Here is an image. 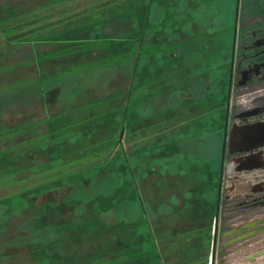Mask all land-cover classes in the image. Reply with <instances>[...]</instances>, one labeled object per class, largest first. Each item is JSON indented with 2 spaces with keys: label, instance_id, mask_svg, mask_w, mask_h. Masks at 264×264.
I'll return each instance as SVG.
<instances>
[{
  "label": "rangeland",
  "instance_id": "374dc122",
  "mask_svg": "<svg viewBox=\"0 0 264 264\" xmlns=\"http://www.w3.org/2000/svg\"><path fill=\"white\" fill-rule=\"evenodd\" d=\"M143 1L0 0V264H42L45 258L33 263L30 252L31 246L43 244L58 252L54 264H156L154 247L162 264H208L220 166L216 109H224L225 95L202 91L212 87L207 81L227 76L228 65L210 67L218 46L225 53L230 48L229 26H219L223 5L216 0H156V23L146 30L135 75L116 62L118 54L123 56L118 51L108 48L109 55L96 49L83 67L109 56L111 62L102 65L86 95L66 100L39 90L41 81L57 78L55 54L69 52H57L53 43H39L41 39L96 21L114 30L106 35H128L136 27L128 15L140 12ZM81 31L86 29L73 32ZM118 47L125 54L124 44ZM159 53L162 62H157ZM170 53L177 55L174 60ZM127 55L135 57V52ZM133 78V115L125 127L100 121L101 114L124 104ZM183 89L190 96L175 100L173 93ZM75 104L80 106L71 107ZM46 118L61 123L58 132L68 135L67 155L59 162L41 149V139L51 130ZM76 132L84 140L80 146L70 140ZM110 138L121 147L113 151L98 182L87 180L110 152ZM260 148L252 152H262V166L249 174L226 163L228 191L220 207L215 264H264ZM233 155L227 151L228 158ZM124 161L135 177L146 221L126 206L136 199L128 192ZM103 178L117 183L107 186ZM85 179V198L64 195L62 188ZM26 192L32 194L24 208L9 213L6 204L14 206ZM252 202L260 203L250 208ZM233 227L240 232L232 234Z\"/></svg>",
  "mask_w": 264,
  "mask_h": 264
},
{
  "label": "trees",
  "instance_id": "16d2710c",
  "mask_svg": "<svg viewBox=\"0 0 264 264\" xmlns=\"http://www.w3.org/2000/svg\"><path fill=\"white\" fill-rule=\"evenodd\" d=\"M216 1L220 2V5H223V7H226L225 6L226 0H216ZM155 2L156 0H144L143 3H145L146 5H143L140 12L138 10H135L134 12L129 13L128 16L129 17L132 16V17L129 18L128 20L135 22V26H136L135 31L130 32V34L128 35L127 33H125V35H122V37L115 38V37L106 35L105 32H107V34L108 32L114 33V30L107 28L109 24L104 25L105 23L100 24V23H97L96 21V23H89L87 25H83V27L75 29L77 32H79V30L81 29H86L85 32L81 31V33H77V32H73L75 30H71L69 28L70 32L56 33L54 34V36L41 39L39 43H53L57 48L56 50L57 52L69 50V52L65 54L64 53H62L61 55L55 54V57L53 59L54 65H53L52 70L56 74L57 78L53 79L52 81H46V80L44 82L41 81L39 83V90L41 94L44 95L45 92L49 90V92H55L57 96H59L60 98H62V96L65 97L66 100L76 99L78 98L77 96L86 95L87 90L92 89L93 85L96 83L97 75L102 72L100 71L102 70L101 68L102 65L108 64L109 62H111V59L109 58L110 56L101 58V60L97 58L98 59L97 62H94V63L91 62L88 64V66L83 67L84 65H82V63H84V61L89 59L92 55H95L94 50L96 49L97 50L100 49L101 51L103 50L109 55H110L109 49L113 51L115 50L118 51L123 56H120L118 54L117 57L115 58L116 62L118 60L119 65L125 66L126 69H128V72L130 74H133L134 72V75H135L137 73V66L140 63H142L141 61L142 48L145 45V42L147 41V38H148V34H146V30L156 23V19H154V14H153L154 8H155L154 6ZM233 2L234 0L232 1V4L229 7L231 14L233 11ZM110 19L111 18H109L108 21ZM130 24L134 25V23H130ZM132 25H130L131 29H132ZM136 32L138 33L133 34ZM29 42L30 41H28V43ZM30 43L34 44L35 42H30ZM228 43L230 45V39ZM119 44H124L125 54H124V51L123 52L120 51L118 47ZM127 50L130 53L135 52V57L131 55H127L128 53ZM161 55H162L161 53L157 55L156 57L158 59L157 62H162L161 58H165V57H162ZM44 56L42 60H45L47 58V56L45 57ZM110 66H115V64L111 63ZM134 81L135 79L133 78L132 83H130L129 85V90L125 97L124 104H121L120 108L113 112H110V113L104 112L103 114H101L99 116L100 121H104L105 124L109 122H114L116 123V125L119 126L120 130L122 127H125V125L129 121V118L131 117V115H133V112L132 111L130 112L129 109L132 104V98L134 94L132 93V91L134 90ZM60 82H62V84L65 85V89L59 86ZM225 82H226V79H225ZM57 86L61 87V90L58 89ZM77 105L79 104L71 105V107L77 106ZM46 123H49V125H51L50 126L51 130H49L47 137H45L44 139H41L43 140L41 149H44L46 151V155L48 156L50 160H52L53 162H56V161L59 162L65 157V155H67V153L64 152L63 147L65 143L64 141L68 139V135H63L58 132L59 131L58 128L63 127V126H60L61 123L56 124L52 122L49 118H46ZM109 126L113 127L111 124L108 125V127ZM93 127L95 126L92 125V127L89 130H91ZM75 134H77V132L72 134L73 137L70 140L73 141V146H80L79 144L84 142V140H80L78 136H74ZM116 140L117 139L115 138L114 139L110 138L107 144V146L112 147L110 152L108 153L105 159H102L101 162H99L98 170L88 173L87 180L92 179L93 182H98L100 180L99 176H101V173H103L105 165L109 161L113 151L115 150L116 147H119V146L121 147L119 141H116ZM70 152L71 151H69V153ZM1 154H4V152H2ZM18 155L19 154H15V156H18ZM123 163L125 164L124 177L128 181V183L131 185L130 187L128 186V192H131L133 194L134 200L136 199L134 203L133 201H131L130 204L126 203V206L129 205L130 208L132 207V209L134 210L133 212L134 215L135 213L140 212L141 214L140 213L139 214L141 218L144 221H146V214L143 210V205L141 203L139 191H138V188L135 182V177L130 171L131 169L129 168L128 163L126 161H124ZM103 180L104 178L102 179V181ZM85 182H86V179L82 182L80 181L77 183H73L68 188H62L64 195L67 197L76 196V197L85 198L86 196H84V194H86L87 192L84 187ZM103 182H106L105 184L107 186H110L111 183H117V181L115 180L114 182H112L111 180L108 181V179H105ZM40 190H43V189H40ZM30 194L32 193L26 192L24 194V198H22L23 200L21 199L20 201H15L16 204H14V206L6 204V209H9L8 212L16 213L17 210L24 208L26 204V200H27L26 197H28ZM216 194H217V191H216ZM216 194L214 195V197L216 196ZM215 204H216V201H215ZM1 214H5L6 216L9 215L6 212H1ZM148 231H150V229H148ZM149 237L154 247V241H153L151 233H149ZM53 248H54V245L52 244L50 245L43 244V247H39L38 245L31 246L32 252L30 253H32L33 263L39 262V261L42 262L43 257L45 258L43 260L45 264L58 263V260H59V257L57 256L58 252L54 250ZM154 251L157 257L156 264H162L159 254L155 247H154ZM71 257L76 259L74 256H71ZM62 258L63 257H61V259Z\"/></svg>",
  "mask_w": 264,
  "mask_h": 264
},
{
  "label": "flooded vegetation",
  "instance_id": "af4514ba",
  "mask_svg": "<svg viewBox=\"0 0 264 264\" xmlns=\"http://www.w3.org/2000/svg\"><path fill=\"white\" fill-rule=\"evenodd\" d=\"M232 1L226 0V7L221 10L224 12L223 23H219V26H229L228 29L231 32L229 51L225 53L222 51L223 46H218L216 52L219 54L215 57L214 64L210 66L212 69L221 70L223 66L228 65L226 82L225 80H219L217 76L216 79L206 82L212 87L210 89L205 87L202 92L205 94V92L213 90L215 94L224 93L225 95L224 109L222 107L216 109L219 112V125H221L217 130V135L220 138L219 165L221 164V144L224 131L226 130L224 172L229 171L226 163L236 160L234 161L233 169L249 174L255 170L254 167L261 166L256 162L258 159L248 164L237 160L246 154V152H242L243 149L249 148L253 150L255 146L264 143V135L262 137L260 136L261 132H254L252 134L254 138L250 136L248 142L240 136L241 138L238 141L234 139L231 146H229V141L231 135L234 137L237 134H244L245 130L240 129L242 126L264 122V0H238L237 14V0H234L233 11L232 14L230 13L229 7ZM234 34L235 40L233 44ZM176 56L175 53H170V57L173 60ZM230 73L231 80H229ZM193 88L197 89L198 87ZM180 92V94H177V92L173 93L175 100H180L181 98L177 97V95H187L184 93L186 89ZM189 92L191 93V89ZM189 96L190 94L186 97ZM229 147L234 151V155L230 156V158L227 156ZM261 150H264V148H260ZM249 153L253 152H247V154ZM244 167L250 168V171ZM259 203H250V208L259 205Z\"/></svg>",
  "mask_w": 264,
  "mask_h": 264
},
{
  "label": "water",
  "instance_id": "95a60500",
  "mask_svg": "<svg viewBox=\"0 0 264 264\" xmlns=\"http://www.w3.org/2000/svg\"><path fill=\"white\" fill-rule=\"evenodd\" d=\"M237 9H238V0H237V4H236V14H237ZM234 40H235V34L233 36V44H234ZM229 80H231V73L229 76ZM240 129L245 130L244 134L239 135L237 134L236 136L233 137V135H231L230 137V141H229V146H231V143L234 142V139H236L237 141L239 140V138H241L240 136H242L243 139L247 140V142L249 141V137L251 136L252 138H254V136L252 135L254 132H261L262 134L260 136L263 137L264 135V122H258V123H254V124H250V125H244L242 126ZM123 135V130L121 131L120 134V139ZM259 136V137H260ZM225 146H226V130L224 131V136H223V140H222V144H221V164H220V171H219V180H218V190H217V203H216V209H215V216H214V221H213V228H212V240H211V249H210V257H209V261L208 264H215L216 262V243H217V228H218V222H219V214H220V207H221V203L222 201L225 200V197L227 195L226 191H228V189L226 188V185L224 184V157H225ZM258 147H264V143L260 144L259 146H255L253 148V150H257ZM252 151L249 148L243 149L242 152H249ZM228 153L232 154L234 153V151H232L231 147H229ZM262 152H259L258 155H256L255 153H251L249 154H245L243 157H241L240 159H238V161H243L244 164H248L249 162L251 163L252 161H254L257 156H259ZM233 161H230L232 165ZM247 170H249L248 167H244ZM245 169V170H246ZM238 227H233V229H230L232 234H235L237 232H240L239 229H237ZM251 235V233H249L246 236H243L244 238H247ZM234 241V240H233ZM231 241V242H233ZM230 242V243H231Z\"/></svg>",
  "mask_w": 264,
  "mask_h": 264
},
{
  "label": "crops",
  "instance_id": "0c3cea01",
  "mask_svg": "<svg viewBox=\"0 0 264 264\" xmlns=\"http://www.w3.org/2000/svg\"><path fill=\"white\" fill-rule=\"evenodd\" d=\"M254 151H256V150H254ZM250 152V151H249ZM243 154V153H242ZM259 154V153H258ZM258 154H256V155H258ZM249 155H250V153H249ZM256 159H258V161H256V162H258V164H260L261 166H262V164H261V162H262V160L261 159H259V156H257V158ZM242 162V161H241ZM263 165H264V163H263ZM257 168H260V166H256V167H254V169H257ZM250 169V168H249Z\"/></svg>",
  "mask_w": 264,
  "mask_h": 264
}]
</instances>
